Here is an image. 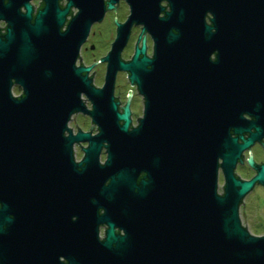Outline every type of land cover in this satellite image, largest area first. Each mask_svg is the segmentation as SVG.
<instances>
[{
  "label": "water",
  "instance_id": "water-1",
  "mask_svg": "<svg viewBox=\"0 0 264 264\" xmlns=\"http://www.w3.org/2000/svg\"><path fill=\"white\" fill-rule=\"evenodd\" d=\"M126 1L131 15L103 59L102 88L91 67L75 63L103 0H73L63 11L46 0L34 23L28 5L25 15L12 3L0 15L9 24L0 38V264H264V235L240 218L245 196L264 186V165L249 160L257 172L249 181L234 173L264 137V0H167L166 18L161 0ZM72 5L80 13L61 33ZM134 24L152 36L154 57L144 41L124 62ZM119 71L146 100L132 131L128 106L120 113L114 97ZM13 82L24 98H13ZM75 113L99 133L65 137ZM85 141L76 163L73 145ZM149 164L158 181L141 182L135 202L136 169Z\"/></svg>",
  "mask_w": 264,
  "mask_h": 264
},
{
  "label": "flooded vegetation",
  "instance_id": "flooded-vegetation-1",
  "mask_svg": "<svg viewBox=\"0 0 264 264\" xmlns=\"http://www.w3.org/2000/svg\"><path fill=\"white\" fill-rule=\"evenodd\" d=\"M73 0H55L56 7H58L61 11L65 10L69 2ZM110 0H103L106 6V11L103 15L101 21L94 23L89 31V34L86 40L80 47V51L78 54V58L76 60V67H91V71L88 73V77L92 80V85L96 88H102L105 82V75L107 71L108 64L103 61V59L107 56V54L111 51L112 45L114 44L117 34H118V27L119 25H123L128 20L129 16L131 15V7L127 3L126 0H118L115 4H113V9H108V3ZM9 3H12L14 6L18 7V11L21 15H25L27 13L26 5L30 6L32 9V23H34V19L37 17L38 13L44 10L47 5L46 0H0V15L5 16L6 10L5 6ZM160 7L164 10L161 11L159 14V18H166L168 12L170 11L169 2L167 0H161ZM80 13V8L77 5H72L69 7L68 13L65 16V21L60 29L61 33H65L71 22L78 16ZM208 16L207 22H209ZM9 28V24L5 19H0V38H4L7 34V30ZM145 41L146 45V56L148 58L154 57V41L153 38L148 32L144 30L143 25H136L134 24L131 27L129 38L127 41L126 46L124 47L121 53V59L124 62H129L132 60L136 48H141L143 42ZM128 54V57L124 55ZM216 60V54L212 56V61ZM100 72H102L101 76H99ZM11 93L14 99H22L25 97L24 89L13 82ZM114 97L115 101L118 104V110L120 113L125 111V108L128 106L130 111V127L128 128L130 131L139 128L141 125V120L144 117L145 113V105L146 100L145 97L139 92L138 86L133 84L129 80V75L126 72L119 71L116 76L115 82V90H114ZM82 100L87 107L88 110H91L92 103L90 100L85 96L82 95ZM243 118L247 121H252L253 118L248 114H244ZM67 131L64 133L65 137H68L70 134L76 136L79 132L82 133H90L92 136H95L99 133V127L93 123L92 118L88 114L83 113H75L71 116L70 120L68 121ZM251 132H254L251 130ZM250 136L248 133H244V139H247ZM232 137H236L232 131ZM239 144L243 141L240 139ZM88 146V142H80L75 143L73 145V157L76 163H81L85 157L84 149ZM242 160L239 164L236 165V169L234 171L235 175L240 180L249 181L252 180L256 175L257 172L255 168L250 165L249 160H252L254 165L262 166L264 165V137L261 138L260 141H256L253 145L243 151ZM107 154L106 150L103 148L99 157V161L101 165L106 163ZM153 165L149 164L142 168L136 169V177H135V189H134V198L135 202L139 199L138 194L139 190L142 189L141 182H147L148 184L153 183L154 180L158 181L157 177L153 178L152 169ZM239 168H246L249 172L248 178H243L238 174L237 170ZM223 172L219 169L218 175V192L219 194L224 193L225 187V180L223 177ZM169 181V179L167 180ZM222 181V185H221ZM109 182L106 183V185ZM258 195V209L259 211H263L261 215L258 216V219L264 223V186L256 183L254 188L245 196L240 210L243 208L246 199L250 198L252 195ZM99 214L103 215L104 211L102 209L99 210ZM253 218V217H252ZM76 220V218H73ZM242 220V219H241ZM242 224L244 228H246L250 234L254 236H263V234L257 235L253 234L249 229V224L242 220ZM6 229V228H5ZM108 226L106 224H101L98 227V235L100 241L105 240L106 231ZM116 235H123V231L116 228L115 229ZM61 260L65 262V258L61 257Z\"/></svg>",
  "mask_w": 264,
  "mask_h": 264
},
{
  "label": "rangeland",
  "instance_id": "rangeland-1",
  "mask_svg": "<svg viewBox=\"0 0 264 264\" xmlns=\"http://www.w3.org/2000/svg\"><path fill=\"white\" fill-rule=\"evenodd\" d=\"M101 74L102 72H100L99 76H101ZM239 173L242 177L250 176L246 168H239ZM258 198V195L255 194L246 199L244 206H242L243 208L240 210V218L245 221L247 225L249 224V229L253 234L260 235L264 233V223H262V221L258 219V216L263 212H260L258 209Z\"/></svg>",
  "mask_w": 264,
  "mask_h": 264
}]
</instances>
